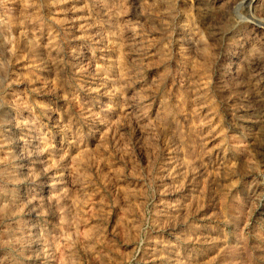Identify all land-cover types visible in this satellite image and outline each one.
<instances>
[{
  "label": "rangeland",
  "instance_id": "374dc122",
  "mask_svg": "<svg viewBox=\"0 0 264 264\" xmlns=\"http://www.w3.org/2000/svg\"><path fill=\"white\" fill-rule=\"evenodd\" d=\"M0 0V264H264V0Z\"/></svg>",
  "mask_w": 264,
  "mask_h": 264
},
{
  "label": "bare ground",
  "instance_id": "6f19581e",
  "mask_svg": "<svg viewBox=\"0 0 264 264\" xmlns=\"http://www.w3.org/2000/svg\"><path fill=\"white\" fill-rule=\"evenodd\" d=\"M254 1H255V0H252V1H250V2L248 3L250 7H251V5L253 4Z\"/></svg>",
  "mask_w": 264,
  "mask_h": 264
}]
</instances>
